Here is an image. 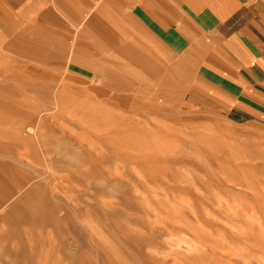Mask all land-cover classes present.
Returning <instances> with one entry per match:
<instances>
[{"label":"rangeland","instance_id":"rangeland-1","mask_svg":"<svg viewBox=\"0 0 264 264\" xmlns=\"http://www.w3.org/2000/svg\"><path fill=\"white\" fill-rule=\"evenodd\" d=\"M6 33L0 264H264V122L182 117Z\"/></svg>","mask_w":264,"mask_h":264},{"label":"crops","instance_id":"crops-1","mask_svg":"<svg viewBox=\"0 0 264 264\" xmlns=\"http://www.w3.org/2000/svg\"><path fill=\"white\" fill-rule=\"evenodd\" d=\"M0 26L33 62L182 117L264 122V0H0Z\"/></svg>","mask_w":264,"mask_h":264},{"label":"bare ground","instance_id":"bare-ground-1","mask_svg":"<svg viewBox=\"0 0 264 264\" xmlns=\"http://www.w3.org/2000/svg\"><path fill=\"white\" fill-rule=\"evenodd\" d=\"M4 193H5V192H3V194H2L3 198H5V197H6Z\"/></svg>","mask_w":264,"mask_h":264}]
</instances>
